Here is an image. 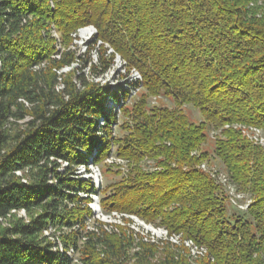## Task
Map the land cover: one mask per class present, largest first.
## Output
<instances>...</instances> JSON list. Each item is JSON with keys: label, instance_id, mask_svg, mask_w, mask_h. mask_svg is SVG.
I'll use <instances>...</instances> for the list:
<instances>
[{"label": "trees", "instance_id": "1", "mask_svg": "<svg viewBox=\"0 0 264 264\" xmlns=\"http://www.w3.org/2000/svg\"><path fill=\"white\" fill-rule=\"evenodd\" d=\"M86 26L96 30L86 55L96 56L80 62L73 41ZM116 55L125 74L140 76L129 91L96 81ZM140 88L175 108L135 107L122 124L127 135L112 138L118 112ZM183 105L201 122H190ZM25 119L23 129L9 128ZM233 125L264 131V0H0V264H71L66 251L80 239L85 264L128 259L133 232L99 221L87 229L94 188L76 178L79 165L101 164L112 146L127 167L145 158L154 170L128 167L102 192L103 214L135 215L206 247L197 264H264V151ZM211 129H220L213 156L251 200L240 214L227 213L226 196L200 169L209 166L201 146ZM18 211L27 220L3 227ZM56 228L68 233L43 237ZM140 246L135 264H150L154 246ZM163 264L190 263L178 254Z\"/></svg>", "mask_w": 264, "mask_h": 264}, {"label": "rangeland", "instance_id": "2", "mask_svg": "<svg viewBox=\"0 0 264 264\" xmlns=\"http://www.w3.org/2000/svg\"><path fill=\"white\" fill-rule=\"evenodd\" d=\"M85 29H89L90 30V34L87 36H83L81 34V31L85 30ZM96 34V30L93 26H86L83 28H80L79 30H77L76 35V40L73 41L74 47H72V49H75L77 55L80 58V62H82V60L85 59H91L92 61L95 60V56L96 53L95 51L91 52L89 55H86L88 49H89V45L90 42L93 40L94 36ZM51 35L52 37L57 41L59 40V36L60 34L57 33L56 31H51ZM74 37V35L72 36ZM59 43H56V47L59 48ZM100 42L97 43V45H99ZM105 48L108 49V52L112 53V50L108 48L107 45H104ZM89 57V58H88ZM80 63L79 64H74L73 67L71 68H65V69H61L60 71H58V74H66L69 71H71L72 69H80ZM125 69H124V61L123 59L119 56L116 55L114 60H113V65L110 68L109 71H107L103 76H101L100 78L96 79V81H100V83L104 84V85H108L111 89L113 90H117L118 87H125L128 91L130 90V84L132 82H134L135 80H138L140 78L138 72L136 70L133 69H129V73L128 75L125 74ZM87 73L86 70H84V75ZM61 84H59L57 86V90L61 89ZM143 104V109L147 110V112L150 110V108L153 107H168L169 109H174L175 106L173 105V103L171 102L170 98L165 97L163 94L157 95V96H149L147 95V92L144 88H140L135 90L134 92L131 91L129 98L127 100V103L122 107V110H120L118 112V122L116 125H114L111 128V137L114 139H121L123 136L127 135V130H125L122 126V124L126 121H130L129 120V112H132V109L135 107H138L140 105ZM110 103H107V106H109ZM181 111L183 112L184 115L187 116L188 120L190 122L193 123H199L202 120L201 115L199 114V112L192 108V106L190 105H183L180 107ZM117 110V109H116ZM128 111V113L126 114L125 111ZM28 121V119H25L23 121H13L11 122V124L9 125V128L12 131H18L20 129H23L25 127V122ZM261 131L264 133V131L261 129ZM220 134V129L218 130H208L207 132V140L205 142V144H203L201 146V150H205L208 152L209 156L208 159L209 161V166H213L216 169H218L220 172H223L222 167H220V163L219 161L213 156V148H214V139L216 136H218ZM116 152V146H112L110 149V154L108 156V158L102 162L101 164H97V165H92L90 166L92 168V172L89 174H81V175H77L76 178H78L79 180H84L89 182L90 184L94 185L95 184V180L93 178L97 177L98 182L97 186L94 185V193L92 196H96V198H100L103 195V191L106 189V194H110V192L112 191V188L109 187L107 188L109 185H112L113 183H118L122 180L123 177H125L128 174V167H135V166H141L142 169L149 171L150 170H154V168H152V161L151 160H146L145 158L141 159L140 161H130L127 167V164H125V161L127 162V160H123L118 158L115 154ZM89 161V160H88ZM106 169H110V171H106ZM81 172V170H79ZM78 171V173H79ZM226 174V173H225ZM19 175L23 176L22 173H20ZM90 176H92L93 178H90ZM222 190V189H221ZM223 192V190H222ZM82 197H86L84 194L81 195ZM90 196L91 202H94V197ZM225 208L228 214H240V212H244V211H236V208H234L232 206V203L230 201V199L228 197H226V202H225ZM106 217V214H102V211L99 209H97L94 214L93 217L91 219H89L87 221L86 224V228L90 229L93 227L94 225V221H99L102 223H106L109 221L110 224H113V221L109 220L108 217ZM23 219V220H27V216L24 212L18 211V212H13L11 213L8 217H6V219L2 222V226H7V224H9L11 222V220L14 219ZM137 219H139L138 217H136ZM140 221H142L141 219H139ZM118 224V222H117ZM121 226V225H120ZM142 227V226H141ZM142 231L143 234H139V236H146V232L147 235H149V237L154 236L155 241L151 242V243H147V244H152L154 246V254L153 256L150 258V264H163L164 260L166 257L171 256H176L178 254H184V257L188 260V262L190 264H197V262L199 261L200 258H195L193 257V255L196 254L195 249L191 246V244H186V246L183 244V241H185V239H181L182 242L178 244L176 238H171V239H163L164 237V233L162 229H150L148 230L146 227H142ZM67 230L63 229L60 230L58 228H56L54 231L47 232V234L49 235H43V237L48 238L47 240H49L50 242L54 241L55 238H60L61 234H67ZM50 236V237H49ZM138 237V236H136ZM139 238V237H138ZM138 238H134V242L130 248V252H129V256L128 259L123 263V264H135L136 259L135 257H133L134 252H138L141 248L140 244L142 243L140 239ZM58 242V241H57ZM193 242V241H192ZM194 243V242H193ZM59 244V242L57 243ZM195 244V243H194ZM196 245V244H195ZM199 246V245H197ZM185 248V250L182 249ZM199 247H203L206 251L207 248L204 246H199ZM86 248V241L85 239H80L77 242V249L76 251L73 250L72 253L70 254V251H68V254H70V258L72 259L71 264H85L84 263V255H83V251ZM59 249V248H58ZM100 250V248H97V251ZM191 250V251H190ZM190 252V253H189ZM207 255V254H206ZM206 255L204 256L206 258ZM204 257H201V259H204ZM264 259V257H263ZM212 263V262H211Z\"/></svg>", "mask_w": 264, "mask_h": 264}, {"label": "built area", "instance_id": "3", "mask_svg": "<svg viewBox=\"0 0 264 264\" xmlns=\"http://www.w3.org/2000/svg\"><path fill=\"white\" fill-rule=\"evenodd\" d=\"M229 126L225 125L224 128H228ZM233 128L239 130L240 134L247 139L249 142H251L254 145H258L260 146L263 151H264V133L261 131V129L253 127V126H244V125H233ZM94 165L93 163H91V161L89 160L85 165H79L76 168V176L77 175H81V174H89L92 172V168L90 166ZM200 169L202 171H204L205 173L209 174V176L214 179V182L219 185V187L223 190V193L226 197H228L232 203V206L234 208H236V210L239 211H246L249 207V205L251 204V200L242 192H240L239 190H237V188L235 187V185H233L230 181L229 178L227 176V174L220 172L218 169H216L213 166H208L206 164H202L200 166ZM81 170V172L79 171ZM79 171V173H78ZM17 175H19V173H17ZM90 178H93L92 176H90ZM95 180V184L97 186L98 179L97 177L93 178ZM93 185V188H94ZM93 194H91L90 196H92ZM94 197V202L89 203V208L91 209L92 213L94 214V212L99 209V198H96V196H92ZM22 212V211H21ZM103 214V213H102ZM93 217V215H92ZM111 221H113V224L116 225H121V226H128V228L133 232V236L134 238H138L141 240V242L144 243H151L154 242V236L149 237V235H147L148 231L146 232V236H139V234H143L142 231V227H146L148 230L150 229H162L163 233H164V237L163 239H171V238H176L178 244L182 242L180 235H169L167 230L161 226H154L150 223H147L145 221H140L139 219H137L135 215H131V214H119L117 212H111L109 214H106V217ZM128 219L127 223L122 222V219ZM118 222V224H117ZM103 224H110L109 221ZM142 226V227H141ZM53 230H48L43 232V235H49L47 234V232L54 231ZM151 231V230H150ZM138 236V237H136ZM50 237V236H49ZM191 244V246L195 249L196 254L193 255V257L195 258H201L204 257L207 254V251L203 248V247H199L197 245H195L191 240H185L183 241V244L186 246V244ZM188 244V245H189ZM187 247V246H186ZM59 248V249H58ZM57 248V250H62L61 246L59 245V247ZM54 250V248H53ZM56 251V250H54ZM68 251H70V254L72 253L73 249L69 248L66 251V254L68 257H70L71 255L68 254ZM191 251V250H190ZM190 253V252H189Z\"/></svg>", "mask_w": 264, "mask_h": 264}, {"label": "bare ground", "instance_id": "4", "mask_svg": "<svg viewBox=\"0 0 264 264\" xmlns=\"http://www.w3.org/2000/svg\"><path fill=\"white\" fill-rule=\"evenodd\" d=\"M81 34H82L83 36H87V35L90 34V30H89V29H85V30L81 31Z\"/></svg>", "mask_w": 264, "mask_h": 264}]
</instances>
